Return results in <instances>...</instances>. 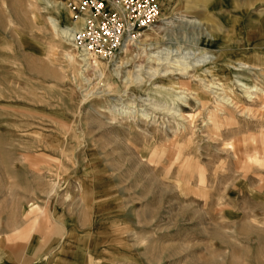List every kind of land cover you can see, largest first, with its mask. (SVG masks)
Instances as JSON below:
<instances>
[{
    "label": "rangeland",
    "instance_id": "rangeland-1",
    "mask_svg": "<svg viewBox=\"0 0 264 264\" xmlns=\"http://www.w3.org/2000/svg\"><path fill=\"white\" fill-rule=\"evenodd\" d=\"M67 1L0 0V226L70 264H264V0H157L90 67Z\"/></svg>",
    "mask_w": 264,
    "mask_h": 264
},
{
    "label": "built area",
    "instance_id": "built-area-1",
    "mask_svg": "<svg viewBox=\"0 0 264 264\" xmlns=\"http://www.w3.org/2000/svg\"><path fill=\"white\" fill-rule=\"evenodd\" d=\"M69 44L79 57L113 61L161 17L157 0H68Z\"/></svg>",
    "mask_w": 264,
    "mask_h": 264
},
{
    "label": "crops",
    "instance_id": "crops-1",
    "mask_svg": "<svg viewBox=\"0 0 264 264\" xmlns=\"http://www.w3.org/2000/svg\"><path fill=\"white\" fill-rule=\"evenodd\" d=\"M1 225L0 231L7 232V234L6 238L4 235L0 237V264H70L66 257L43 253L42 248L46 246L42 242L45 240L43 234L34 236L33 243L35 244L31 245L30 239L29 242H25V240L16 241L14 237L10 238L12 231H28L29 228H26L25 224L16 226L13 222H7Z\"/></svg>",
    "mask_w": 264,
    "mask_h": 264
},
{
    "label": "bare ground",
    "instance_id": "bare-ground-1",
    "mask_svg": "<svg viewBox=\"0 0 264 264\" xmlns=\"http://www.w3.org/2000/svg\"><path fill=\"white\" fill-rule=\"evenodd\" d=\"M68 13H69V15H70V17H71V13L68 11ZM70 17H69V19H70ZM161 20V17H160V19H159V21ZM165 20L166 19H164V20H161L162 21V23L164 24V25H168V23H166L165 22ZM72 24H71V21H70V23H69V25L67 26V27H65L63 30H61V34H62V36H63V38L65 37L66 39H67V43L69 44V27L71 26ZM154 27H156V26H154ZM150 30H152V28H150ZM135 44H137L136 43V41H129V42H127V44H125L124 46H123V48H122V50H121V53H120V55L122 54V52H127L128 51V48H129V46H132V45H135ZM67 57L69 58V59H71V57H70V55H67ZM79 57V56H78ZM93 59H96V58H93ZM93 59H91V60H93ZM79 60L81 61V62H84L85 63V66H87V67H90L91 65H93V64H95L96 62L94 61V63L92 64V63H90V58H86V57H82V59H81V57H79ZM70 61V60H69ZM158 62H160V61H158ZM173 64V63H172ZM179 64V63H178ZM96 66V65H95ZM180 66H182V65H178V67H177V69H180L181 67ZM188 67H184L183 66V70L184 69H187ZM178 71V70H177ZM167 72V71H166ZM168 74H170V73H168ZM158 89V88H157ZM164 91V90H163ZM251 100V99H250ZM231 103H233V102H231ZM244 104V103H243Z\"/></svg>",
    "mask_w": 264,
    "mask_h": 264
}]
</instances>
